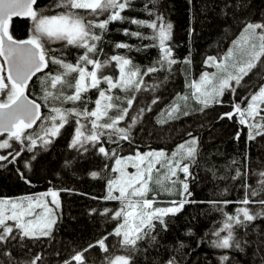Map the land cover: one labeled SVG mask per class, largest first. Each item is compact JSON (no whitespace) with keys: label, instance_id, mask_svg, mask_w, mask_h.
I'll use <instances>...</instances> for the list:
<instances>
[{"label":"trees","instance_id":"obj_1","mask_svg":"<svg viewBox=\"0 0 264 264\" xmlns=\"http://www.w3.org/2000/svg\"><path fill=\"white\" fill-rule=\"evenodd\" d=\"M56 3L57 0H38L35 7L43 15H55L63 11L62 8L55 7ZM146 4L157 15L162 14L166 22L172 23L171 39L167 44L172 47V57L178 63L173 64L170 70L165 66L158 72L143 76L144 84L140 91L125 92L119 88L112 90L113 96L134 95L136 98L128 117L120 122V127L127 126L140 109L145 111L130 130V142L120 140L119 145L106 143V137H102L101 142L106 149L116 150L118 157H128L137 152L164 150L172 153L177 150L178 145L196 137L197 161L190 168L192 176L187 181L190 201L196 203H185L179 212L166 216L164 219L167 230L162 231L157 225L153 232L156 235L155 241H139L138 251L133 258L134 264H166L173 257L177 264H221L220 257L225 254L230 257L226 264H264V216L247 222L246 227L234 230L244 248L243 252L218 249L211 245V240L215 239L211 230L220 226L224 215L208 203L232 201L233 203L224 206V212L230 215H234L238 207H248L252 214L264 212V205L259 203L246 206L235 203L243 200L246 192L250 201L264 198V193L255 197L250 195L252 190L261 187L260 181L264 180V135H257L255 139L249 140V129L239 123L237 115L231 119L226 116L221 118L225 113L233 112L234 105L241 103L244 97H250L264 85V70L259 66L253 69L244 77L235 93L227 90L219 103H209L207 107L192 95L194 89L189 87V83L198 81L202 73L213 71L205 63L207 57H223L241 35L245 23L264 22V0H156L155 4L150 0H133L130 8L122 15L129 19H154V16H149L144 11ZM79 12L87 19H93L90 10L81 9ZM106 15L97 19L103 20ZM12 23L10 32L14 39L27 40L33 34L34 23L30 19H17ZM125 29L145 35L152 34V30L146 27H139L128 21H114L108 25L103 41L98 45L103 49L98 58L103 61L113 55H121L130 58L141 70L152 67L160 59V50L156 47L144 49V45L154 42L125 35ZM42 41L47 54L50 52L49 56H56L73 64L85 52V49L68 45L66 41H52L46 37ZM118 43L129 44L132 48H117L115 45ZM137 48L141 51H137ZM261 59L264 60V57ZM186 60H190V63H186ZM90 66H87L89 71L92 70ZM57 71L62 69L49 63L46 71L36 76L26 89L28 95L41 104L42 120L52 114L54 103L51 98L45 101V90L56 91L49 88L46 77L48 73L54 75ZM104 74L118 75L116 62L109 64L104 69ZM100 88H107V85L101 83ZM71 92L72 89H65L66 94ZM84 94L88 98L87 107L92 110L98 90L90 89ZM4 99L6 95L0 97V101ZM153 100H156L155 104L152 103ZM71 103L55 102L56 106L64 109L82 107L79 102ZM247 103L248 100H243L241 107H245ZM173 105H179L180 110L173 113V118H169L168 111ZM124 106H127L126 102ZM185 112L188 114L185 115ZM76 119L90 127L83 118L69 117V122L60 129L57 136L51 138V143L47 146L38 141L30 152L26 150V142L25 150L15 163L0 161V200H15L50 191L58 192L60 197L57 220L51 234L38 238L23 237L14 229L13 235L16 238L0 244V264H28L37 255L41 257L37 264H65V261H71L75 254L88 249L90 244H95L122 223V220L112 218V214L122 207L121 202L104 199L108 194V181L116 175V172L111 171L114 158L109 159L99 154L96 150L99 144L96 148L91 144L86 145L87 152L70 147L77 126ZM38 125H41V121ZM44 126H49V122L44 120ZM37 130L35 127L27 132ZM238 132L239 139H236ZM7 138L8 136H3L0 140ZM9 142L12 148L0 150L1 155L20 151L21 145L18 142ZM237 170L241 172L239 177L236 176ZM21 172L26 179L21 177ZM92 172H98L100 176L94 178ZM178 173L184 179V174L179 170ZM245 185L248 187L245 188ZM153 194L150 192L148 198L151 199ZM180 199V195L166 196L159 192L154 207H172L171 201L178 202ZM106 208L112 211L102 215ZM118 240L115 236H108L105 241L108 252H103L98 246L84 252V264H109V260L115 256L125 255L126 250ZM72 264L77 262L72 261Z\"/></svg>","mask_w":264,"mask_h":264},{"label":"snow or ice","instance_id":"obj_2","mask_svg":"<svg viewBox=\"0 0 264 264\" xmlns=\"http://www.w3.org/2000/svg\"><path fill=\"white\" fill-rule=\"evenodd\" d=\"M150 2L155 4L156 0H150ZM132 3L133 0H57L55 7L62 8L63 11L55 15H43L35 7L37 0H0V56H3L9 65L5 76L3 75L4 65L0 64V94L6 95V99L0 101V135L5 133L8 135L7 139L0 142V149L12 148L10 140H15L21 145L20 151L0 155V161L15 163L17 157L25 150L26 142V150L30 152L37 146L38 141L47 146L51 143V138L57 136L60 129L69 122V117L75 116L87 120L90 127L82 124L80 119H76L77 126L70 147L87 152L86 145L91 144L96 148L99 144L96 150L106 158H114V167L111 171L118 173L116 178L108 181V194L104 199L121 202L122 207L112 214V218L122 220V223H119L113 232L97 240L95 244H90L88 249L75 254L71 261H65V264H72V261L84 264V252L93 247L98 246L103 252H108V245L105 243L108 236L119 238V244L126 250L125 255L115 256L114 259L109 260V264H134L133 258L138 251L139 241L145 239L155 241L156 235H153V232L157 225L162 231L167 230L164 219L166 216L179 212L185 203H196L188 199L191 193L187 182L192 176L190 168L197 161L198 140L196 137L178 145L177 150L171 154L159 150L148 153L137 152L135 156L129 157H118L116 150L106 149L101 142L102 137H106L104 142L117 145L120 140L130 142V130L145 111L140 109L127 126L120 127V122L128 117L129 109L136 98L134 95L113 96L112 90L119 88L125 92L140 91L144 84L143 76L158 72L165 66L170 70L173 64L178 63L172 57V47L167 44V41L171 39L172 23L166 22L162 14L154 13L147 4L144 11L149 16H154V19H129L122 13L129 9ZM81 9L90 10L93 19H87L81 15L79 12ZM105 14H107L105 19H97ZM14 17H26L34 23L33 34L27 40L17 41L11 34L10 26ZM114 21H128L130 24L151 29V35H145L139 31L129 32L127 29L124 30V34L137 37L141 41H153L154 43L143 47L144 49L158 48L160 59L155 61L152 67L144 70L133 64L132 60L126 56L113 55L101 61L98 56L103 49L98 45L102 43L103 35L108 31V25ZM45 37L52 41H66L68 45L85 49V52L75 64L56 56H49L45 50V43L42 42V38ZM115 47L132 48L126 43H118ZM136 50L141 51L140 48ZM262 57H264V22H247L243 25L241 39L236 41L233 48L223 57L220 59L215 56L207 57L205 63L209 67H215L217 72H204L198 81H191L189 87L194 89L192 95L204 107H207L209 103H219L218 98L223 96L226 90L235 93L244 77L248 76L253 69L259 66L261 70H264ZM113 61L116 62L118 75L104 74V69ZM185 62L190 63V60ZM49 63L58 65L62 71H57L54 75L50 72L46 77L49 88L56 91L45 90V101L51 98L54 103L51 108L52 114L44 118L49 122V126H44V120L41 119V105L29 99L26 89L31 78L47 68ZM88 65L92 66L91 71L88 70ZM73 73L76 75L73 76ZM101 83L107 85V88H100ZM65 89H72L71 94H66ZM89 89L98 90V97L94 101L95 107L92 110L88 109V98L84 95ZM187 98L184 97V99ZM243 100H248V103L242 108ZM243 100L234 105L233 112L225 113L221 118L226 116L231 119L233 115H238L239 123L249 129L248 139L252 140L257 135H264V107H262L264 106V85ZM56 101L61 104L79 102L82 107L64 109L56 106ZM125 102L127 106H124ZM152 103H156V100ZM150 110L149 108L148 111ZM179 110V105L171 106L168 117L173 118V113ZM37 121H41V125H37ZM34 126L38 128L37 131L27 132ZM239 135L238 132L236 139H239ZM9 157L12 159L9 160ZM32 158L35 159L34 156ZM124 160L130 162L136 169L134 173L125 174L120 167ZM178 170L184 174L183 180H179ZM20 175L26 179L22 172ZM91 175L95 178L99 177L100 173L92 172ZM240 175L241 172L237 170L236 176ZM178 180L181 185V199L178 202L171 201L172 207H154L157 203L156 196L159 195L157 189L171 194ZM26 182L29 181L26 180ZM165 182H168L167 186ZM260 185L261 187L251 191L252 197L264 193V180L260 181ZM247 187L245 185V188ZM150 192L154 193L151 199L148 198ZM248 195L246 192L245 198L235 203L245 206L250 203L264 205V198L259 201H250ZM45 196H51V200L46 201ZM57 197L58 192L50 191L39 197L0 200V244L8 242L10 238H16L13 235L14 229L23 237L49 236L57 220L59 209ZM208 203L224 215L220 226L211 230L212 236L215 237L211 240L212 247L243 252L244 248L234 230L237 227H246L247 222L264 216V212L252 214L248 207H238L235 214L230 215L224 212V206L233 203L232 201ZM111 211L106 208L101 214L106 215ZM8 221H12L13 224H9ZM3 254L11 255V253ZM40 260L41 257L37 255L28 264H37ZM220 260L221 264H226L230 257L225 254L220 257ZM166 264H177V261L173 257Z\"/></svg>","mask_w":264,"mask_h":264},{"label":"rangeland","instance_id":"obj_3","mask_svg":"<svg viewBox=\"0 0 264 264\" xmlns=\"http://www.w3.org/2000/svg\"><path fill=\"white\" fill-rule=\"evenodd\" d=\"M241 39V35L239 36V38L236 40V41H239ZM236 41H234L233 42V44L231 45V47H230V49H232L233 48V46H234V43L236 42ZM43 42V41H42ZM229 49V50H230ZM228 50V51H229ZM0 64H3L4 65V63H3V61L1 60V57H0ZM208 66V65H207ZM5 68V67H4ZM210 68H212V72H209L208 71V73H215V72H217V69L215 68V67H210ZM3 75H5L6 76V73H5V71H4V73H3ZM6 83H8V82H6ZM226 92H227V90L224 92V94H223V96L226 94ZM3 94H0V97L2 96ZM223 96H221V97H219L218 99L219 100H221L222 98H223ZM263 107V106H262ZM237 118H238V120H239V116L237 115ZM243 126H245V125H243ZM246 127V126H245ZM192 139V138H191ZM191 139H189V140H191ZM4 139H1L0 140V142H2ZM188 140V141H189ZM198 140V139H197ZM6 149H8V148H6ZM6 149H0L1 151H3V150H6ZM150 152V151H149ZM146 153H148V152H146ZM167 153V152H166ZM169 154H171V153H169ZM0 155H1V152H0ZM133 156H135V155H133ZM129 157V156H128ZM120 167H122L123 168V170H124V172H125V174L127 175V174H129V173H134L135 171H136V169L135 168H133L132 167V165H131V163L130 162H128L127 160H124L123 162H122V164H121V166ZM157 167H159V166H157ZM118 176V173H116V175L113 177V178H116ZM154 176H155V173H154ZM177 176H178V178H179V180H183L182 178H180V176H179V173H178V171H177ZM179 180L177 181V183L175 184V187H174V189H173V191L171 192V194H169L168 192H166V191H162V190H159V189H157V191H159L162 195H166V196H179L180 195V191H181V185H180V183H178L179 182ZM166 183V186H167V183L168 182H165ZM179 188V189H178ZM107 192H108V187H107ZM166 193V194H165ZM118 194V193H117ZM39 196H41V194H38V195H36V196H32V197H39ZM29 197V196H28ZM59 195H58V197H57V199H58V201H59ZM44 199L46 200V201H50L51 200V196H45L44 197ZM15 200H19V199H15ZM59 206H60V201H59ZM8 223L9 224H13V222L12 221H8ZM54 226V225H53Z\"/></svg>","mask_w":264,"mask_h":264},{"label":"water","instance_id":"obj_4","mask_svg":"<svg viewBox=\"0 0 264 264\" xmlns=\"http://www.w3.org/2000/svg\"><path fill=\"white\" fill-rule=\"evenodd\" d=\"M38 1V0H37ZM20 19V20H27L28 18H26V17H14L13 19ZM3 57V56H2ZM3 60H4V63H5V67H6V72H7V68L9 67V65H8V62L4 59V57H3ZM48 68V67H47ZM47 68H45V69H43L41 72H38V73H36V75H34L32 78H31V80L29 81V83L36 77V76H38L39 74H41V73H43L44 71H46V69ZM26 95H28V93H27V90H26ZM28 97H29V99H32V100H34L33 98H31L29 95H28ZM36 101V100H35ZM36 103H38V104H40L38 101H36ZM41 105V104H40ZM43 108H42V106H41V119H42V117H43V110H42ZM39 122L40 121H37V125L39 124ZM34 128H35V126H34ZM33 128V129H34ZM3 136H8L7 135V133H5V134H2V135H0V137H3ZM190 198H191V196L190 197H188V199L190 200Z\"/></svg>","mask_w":264,"mask_h":264},{"label":"bare ground","instance_id":"obj_5","mask_svg":"<svg viewBox=\"0 0 264 264\" xmlns=\"http://www.w3.org/2000/svg\"><path fill=\"white\" fill-rule=\"evenodd\" d=\"M49 8V7H48ZM39 9V8H38ZM40 10V9H39ZM45 11V10H44ZM48 12V11H47ZM131 16V15H130ZM126 25H128V24H126ZM137 27V26H136ZM129 30V29H128ZM151 32V31H150ZM65 46V45H64ZM56 49V48H55ZM55 51V50H54ZM48 54H50V52L48 53ZM100 56V55H99ZM133 62V61H132ZM91 67V66H90ZM53 69V68H52ZM52 71V70H51ZM37 80V79H36ZM38 82V81H37ZM39 87V86H38ZM35 88V87H34ZM39 89V88H38ZM90 90V89H89ZM40 91V90H39ZM113 92V91H112ZM130 92V91H129ZM85 95V94H84ZM131 96V95H130ZM34 98V97H33ZM139 99V98H138ZM93 100V99H92ZM47 104H48V102H47ZM59 104V103H58ZM72 104V103H71ZM155 104V103H154ZM195 105V104H194ZM82 106V105H81ZM234 111V110H233ZM233 116H235V115H233ZM232 116V117H233ZM239 121V120H238ZM73 122V121H72ZM126 122V121H125ZM120 126V125H119ZM66 134V133H65ZM13 143V142H12ZM121 142H119V144H120ZM14 146V145H13ZM74 149V148H73ZM18 150V149H17ZM4 162V161H3ZM179 183V182H178ZM179 189V188H178ZM166 194V193H165ZM171 196V195H170ZM160 197V196H159ZM170 198V197H169ZM173 198V197H172ZM159 203V202H158Z\"/></svg>","mask_w":264,"mask_h":264},{"label":"flooded vegetation","instance_id":"obj_6","mask_svg":"<svg viewBox=\"0 0 264 264\" xmlns=\"http://www.w3.org/2000/svg\"><path fill=\"white\" fill-rule=\"evenodd\" d=\"M15 20H17V18H16V19H13L12 22L15 21ZM27 20H28V19H27ZM12 22H11V25L13 24ZM15 40H16V39H15ZM17 41H21V40H17ZM0 57H1V60L3 61V63H4L3 57H2V56H0ZM4 67H5V63H4ZM5 73H6V75H7L6 67H5Z\"/></svg>","mask_w":264,"mask_h":264},{"label":"built area","instance_id":"obj_7","mask_svg":"<svg viewBox=\"0 0 264 264\" xmlns=\"http://www.w3.org/2000/svg\"><path fill=\"white\" fill-rule=\"evenodd\" d=\"M155 206V205H154Z\"/></svg>","mask_w":264,"mask_h":264}]
</instances>
